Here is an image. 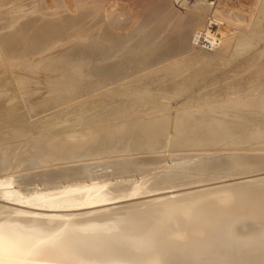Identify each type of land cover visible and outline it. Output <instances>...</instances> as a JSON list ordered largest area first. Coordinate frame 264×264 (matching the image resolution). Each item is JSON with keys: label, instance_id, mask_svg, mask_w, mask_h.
I'll use <instances>...</instances> for the list:
<instances>
[{"label": "bare ground", "instance_id": "1", "mask_svg": "<svg viewBox=\"0 0 264 264\" xmlns=\"http://www.w3.org/2000/svg\"><path fill=\"white\" fill-rule=\"evenodd\" d=\"M48 1L0 0V264H264V0Z\"/></svg>", "mask_w": 264, "mask_h": 264}, {"label": "rangeland", "instance_id": "2", "mask_svg": "<svg viewBox=\"0 0 264 264\" xmlns=\"http://www.w3.org/2000/svg\"><path fill=\"white\" fill-rule=\"evenodd\" d=\"M45 3H49V1L48 0H43ZM47 1V2H46ZM51 2H53V0H50ZM162 0H158L157 2H155V4L156 5H159L160 4V2H161ZM106 2V3H105ZM135 2H137L136 3V5H135ZM250 2V1H249ZM139 3V4H138ZM142 3V4H141ZM159 3V4H158ZM250 3H252V2H250ZM104 4L107 6V7H112V6H116V7H120L121 8V10L124 12V11H126V12H124V14H125V18H126V21H125V24H127V28H125V26L126 25H124L123 26V29H122V32H127L129 29H131L132 27H133V25H135V24H137L138 22H144L145 21V19H144V17H145V15L143 16V14H144V11H145V14H146V18L148 19L151 15H150V12H151V10H150V7H149V5H147L146 6V4H144V2L142 1V0H104ZM119 4V5H118ZM138 5H141V6H143V9H141L142 7L141 6H138ZM139 7H141V8H139ZM144 7H145V9H144ZM182 7V6H181ZM147 8V9H146ZM183 8H184V6H183ZM186 9L188 8V7H185ZM131 9V10H130ZM134 14H136V15H134ZM130 16V17H129ZM246 16L249 18L250 17V15L248 16L247 14H246ZM132 17V18H131ZM135 18V22H134V18ZM246 17V18H247ZM247 18V19H248ZM146 19V20H147ZM129 21H130V23H129ZM248 24V22H245V25H247ZM132 25V26H131ZM129 27V28H128ZM125 29V30H124ZM124 30V31H123ZM127 30V31H126Z\"/></svg>", "mask_w": 264, "mask_h": 264}, {"label": "built area", "instance_id": "3", "mask_svg": "<svg viewBox=\"0 0 264 264\" xmlns=\"http://www.w3.org/2000/svg\"><path fill=\"white\" fill-rule=\"evenodd\" d=\"M232 1H234V0H232Z\"/></svg>", "mask_w": 264, "mask_h": 264}]
</instances>
